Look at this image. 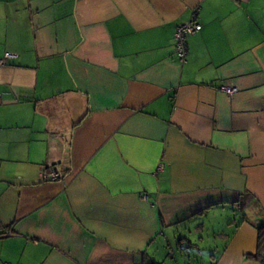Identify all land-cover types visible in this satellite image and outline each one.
I'll return each mask as SVG.
<instances>
[{"label": "crops", "instance_id": "obj_1", "mask_svg": "<svg viewBox=\"0 0 264 264\" xmlns=\"http://www.w3.org/2000/svg\"><path fill=\"white\" fill-rule=\"evenodd\" d=\"M6 52L0 264H159L190 229L212 264H260L264 0H0Z\"/></svg>", "mask_w": 264, "mask_h": 264}, {"label": "rangeland", "instance_id": "obj_2", "mask_svg": "<svg viewBox=\"0 0 264 264\" xmlns=\"http://www.w3.org/2000/svg\"><path fill=\"white\" fill-rule=\"evenodd\" d=\"M232 215V214H231ZM229 215L226 218H223L218 221V225L224 226L227 222L231 221L233 218H239V212L235 209V215ZM190 233H181L176 235L177 238H173L172 235L166 234V238L159 237L158 247H160V253L152 258L154 262H159V264H212V260L210 258V254L217 255V248H215V244H212L210 238H212L211 234L206 231L196 232L190 229ZM180 236H185L189 242L192 244H197V247L200 248L198 251L196 247L191 246L186 250H181L177 239ZM201 237L204 240L200 241L198 238ZM209 237V238H208ZM211 242L210 246L208 243ZM169 243L170 247L167 248L165 245ZM185 244L183 242L181 247ZM209 247V248H208ZM212 247V248H210ZM169 253V255H167Z\"/></svg>", "mask_w": 264, "mask_h": 264}, {"label": "built area", "instance_id": "obj_3", "mask_svg": "<svg viewBox=\"0 0 264 264\" xmlns=\"http://www.w3.org/2000/svg\"><path fill=\"white\" fill-rule=\"evenodd\" d=\"M196 10L193 11L191 17L186 22L178 25L173 32V52L180 62L185 61L187 54V40L189 36L201 30V24L196 19ZM15 55L9 52L4 53V56L0 58V64H4L7 58L14 57ZM227 95H233L237 88L229 85H223L219 88ZM2 92H0V97ZM62 176L54 165L43 168L41 171V178L44 180H54Z\"/></svg>", "mask_w": 264, "mask_h": 264}, {"label": "trees", "instance_id": "obj_4", "mask_svg": "<svg viewBox=\"0 0 264 264\" xmlns=\"http://www.w3.org/2000/svg\"><path fill=\"white\" fill-rule=\"evenodd\" d=\"M256 229L257 239L255 251L251 254H247L246 258L257 261L260 264H264V223L257 225Z\"/></svg>", "mask_w": 264, "mask_h": 264}]
</instances>
